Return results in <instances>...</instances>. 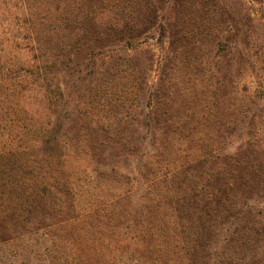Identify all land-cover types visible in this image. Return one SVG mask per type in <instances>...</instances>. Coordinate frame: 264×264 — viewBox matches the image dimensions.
Masks as SVG:
<instances>
[{
    "label": "rangeland",
    "instance_id": "1",
    "mask_svg": "<svg viewBox=\"0 0 264 264\" xmlns=\"http://www.w3.org/2000/svg\"><path fill=\"white\" fill-rule=\"evenodd\" d=\"M26 2L52 79L24 93L28 116L55 122L65 146L55 169L54 156L30 149L37 138L21 114L28 183L0 200V264H216L231 253L216 220L196 237L184 188L164 181L170 128L188 108L210 113L222 155L258 160L236 198L263 230L243 263L264 264V0ZM8 7L0 0V41L21 25Z\"/></svg>",
    "mask_w": 264,
    "mask_h": 264
},
{
    "label": "trees",
    "instance_id": "2",
    "mask_svg": "<svg viewBox=\"0 0 264 264\" xmlns=\"http://www.w3.org/2000/svg\"><path fill=\"white\" fill-rule=\"evenodd\" d=\"M6 1L8 9H14L12 14L21 25L17 27V30L12 28L7 31V38L0 41L1 201L7 199L5 194L11 195L17 187L28 183L21 179L25 174L22 171L20 160L28 155L23 141L26 134L19 130L23 122L20 119L21 114L29 119L27 125L31 131L29 132L30 137L37 138L35 144L29 145L30 149H33L32 152L37 151L41 154L44 151L45 156L47 154L54 156L53 167L55 169H59V163L63 161L61 159L62 146H65L64 141L58 137L61 135L58 134V129H55V122L48 123L47 119L42 124L35 125L31 123L33 118L28 116L29 101L26 100L24 93L33 91L36 88L35 84L37 85L39 81L40 87L50 90L49 85L52 79L49 73L44 71L46 64L40 63L41 47L36 43L37 33L32 25L35 18L34 11L27 4V0ZM159 28L160 35L164 36L165 28L162 23ZM132 46V43L126 45L127 48ZM24 53L29 57H22ZM52 66H55V63ZM67 67L68 65L57 66L56 71H67ZM60 86L58 83L53 92L62 95ZM43 95L49 102L51 98L48 93L44 92ZM209 115L210 113L205 109L197 111L188 108L184 110V123L170 128L172 140L169 141V148L166 152L168 170L163 173V177L168 185L173 184L184 188L185 196L182 198L181 213L185 211L186 216L189 217V223L192 222V218L193 222L195 221L193 224L197 230L196 237L212 235L214 233L212 221L214 220L217 221L216 226L225 229L228 233L225 237L227 248L229 250L232 246L233 250L231 253L229 251L227 254L218 255L216 264H244L241 249L248 243H256L259 235L263 234V230L256 224V221L245 216L243 212L245 205L236 196L241 195L244 185L254 181L251 175L258 174L259 163L257 159L235 158L233 160L232 158L230 160L228 155H222L219 146L216 145L217 142L211 140L213 131L210 129L209 122L205 121ZM7 121H18L16 132H13L11 128L9 131L10 124ZM60 126L62 127L61 123ZM149 163L153 165L152 160ZM50 165H52L51 162L47 164V166ZM36 168L37 166L34 165L32 170ZM40 186L43 190L49 188L47 182L44 181ZM227 216L232 221L229 222L234 226L233 229L231 227L229 230L228 226L225 228L228 222ZM7 228L9 226L0 224V232L6 231ZM248 232L252 234L251 238L247 237ZM252 262L254 263L251 264H257L258 261L253 259Z\"/></svg>",
    "mask_w": 264,
    "mask_h": 264
}]
</instances>
